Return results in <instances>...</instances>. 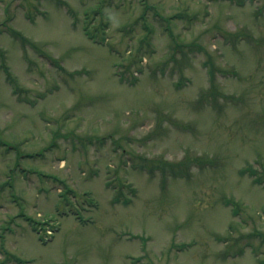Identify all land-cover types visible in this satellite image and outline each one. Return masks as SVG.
Instances as JSON below:
<instances>
[{
	"label": "rangeland",
	"instance_id": "rangeland-1",
	"mask_svg": "<svg viewBox=\"0 0 264 264\" xmlns=\"http://www.w3.org/2000/svg\"><path fill=\"white\" fill-rule=\"evenodd\" d=\"M0 264H264V0H0Z\"/></svg>",
	"mask_w": 264,
	"mask_h": 264
},
{
	"label": "trees",
	"instance_id": "trees-1",
	"mask_svg": "<svg viewBox=\"0 0 264 264\" xmlns=\"http://www.w3.org/2000/svg\"><path fill=\"white\" fill-rule=\"evenodd\" d=\"M89 21V20H88ZM94 24V23H93ZM93 24L91 22H88V24L85 26V33L86 35L91 38V39H96L97 37L100 38L101 36L99 35V30H105V25L102 22L100 25H98L97 23H95V28H91V25L93 26ZM101 38H105V37H101ZM21 41H23V43L26 45L29 43V41L27 40L28 38H25L23 36H20ZM178 48H181V46H177ZM142 49L138 50V53H134L135 56H139V58H143V54L141 53ZM132 61H137L132 59ZM214 73L211 71V76H213Z\"/></svg>",
	"mask_w": 264,
	"mask_h": 264
}]
</instances>
